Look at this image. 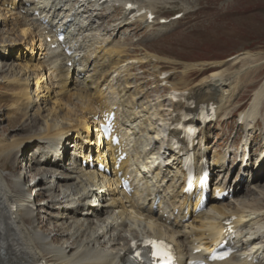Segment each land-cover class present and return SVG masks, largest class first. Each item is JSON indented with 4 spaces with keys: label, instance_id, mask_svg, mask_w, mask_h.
I'll list each match as a JSON object with an SVG mask.
<instances>
[{
    "label": "bare ground",
    "instance_id": "6f19581e",
    "mask_svg": "<svg viewBox=\"0 0 264 264\" xmlns=\"http://www.w3.org/2000/svg\"><path fill=\"white\" fill-rule=\"evenodd\" d=\"M72 1L75 0H0V7H9L4 14L0 9V27L7 23L11 31H3L0 48L16 47L15 52L8 50L10 56L22 48L20 43L27 44L26 58L18 52L19 61L4 66L11 74L4 82L15 89V106L24 119H36L38 123L34 134L17 143L14 138L0 139V264H120L130 254V242H139L144 237L171 244L179 263L184 264L188 258L203 256L202 252L192 254L194 249L209 250L226 236L222 223L228 219L242 243L244 252L240 255L244 259L214 264H253V261L264 264L259 258L264 256V230L260 231V226L253 229L264 220V178L263 182L256 179L259 167L245 162L243 156L237 178L223 180L227 153L213 150L210 154L211 147L207 144L210 129L221 130L224 123H230L240 106H233L240 89L252 84L248 81L250 71L257 67L247 65L250 55H238L230 64L241 63L240 70H213L194 84L186 80L194 65L184 66L180 79L176 78L175 71L166 78L157 75L151 88L164 89L166 94L142 100L149 90L142 89L147 81L133 86L131 82L136 76L131 71L137 65L153 66L163 60L151 55L132 56L129 37H124L120 44L113 35L124 27H130L129 31L135 30L133 34H136L137 28L144 25L152 31L148 39L156 37L163 31L164 25L158 22L160 18L148 24L146 14L136 18L134 11L125 6L130 3L137 6V12L141 9L151 12L161 0H110L101 6L81 4L78 8ZM117 4L121 7V16H111ZM35 10H40L47 24L31 17ZM22 11L26 12L24 18L19 16ZM96 17L102 21L97 31H105L102 38L93 34L92 18ZM63 28L66 30L63 44L73 52L69 57L51 49L55 42L53 33ZM44 32L47 34L42 36ZM8 35L16 40L9 43ZM48 37L52 43L45 42ZM34 50H38V58ZM68 62L71 67L66 66ZM225 64L214 63V66ZM76 73L82 81L81 88L74 91L70 84ZM111 93L116 101L109 99ZM248 103L238 116L243 134L241 148H250L257 132L264 142V79L252 91ZM207 106L214 107L216 117L206 124L198 122L200 136L194 156L199 163L196 161V165L199 167L202 160L210 158L215 168L214 188L233 191L235 199L211 202L204 212L190 216L189 204L193 198L182 195V156L173 153L169 140L180 137L186 115H191L194 118L191 122L196 123L197 113ZM106 112L118 114L120 132L128 144L131 161L124 164L122 172L126 176L135 172L134 178L141 183L134 197L116 186V177L121 174L117 166L122 163L112 161L114 144H101L98 130H93L98 125L93 118ZM225 139L223 135L217 146ZM28 151L31 154L27 161L39 175L32 185L24 183L23 176L11 178L4 171L12 159L26 156ZM252 156H258L256 151ZM234 160L236 154L230 162ZM258 161L264 162L263 154ZM98 163L105 165L111 174L109 178L95 171ZM244 176L255 179L256 182L249 180L247 184L254 195H241L238 187ZM42 182L43 190L38 187ZM30 188L34 193L25 197ZM30 196L37 200L46 196L47 200L37 203L33 211L28 208ZM38 212L45 213L51 221L47 222L44 216L38 220ZM187 215L190 217L185 221ZM41 220L49 224L44 233L35 230L36 222Z\"/></svg>",
    "mask_w": 264,
    "mask_h": 264
},
{
    "label": "rangeland",
    "instance_id": "374dc122",
    "mask_svg": "<svg viewBox=\"0 0 264 264\" xmlns=\"http://www.w3.org/2000/svg\"><path fill=\"white\" fill-rule=\"evenodd\" d=\"M172 1L176 3L165 7L158 6L155 8V12L167 20H172V16L176 13H184V9L188 10V13L181 19L170 21L165 27L163 26V31L156 37L148 39L152 31H145V29H142V26L137 28L136 34H133L135 30L126 31V36H129V38L127 37L129 39L128 47L131 49L130 54L132 56L146 57L152 55L163 60L153 66L144 63L137 65L131 71L136 76V79H132V85L135 86L147 81L142 86V89L149 88V90L141 99H154L156 96L166 94L164 89L156 91L151 88L154 77L157 75L162 73L168 75L172 70H175L177 72L180 71L179 73L175 72L176 78L180 79L183 66L194 64L195 67L191 68L192 71L186 74V80L190 84H194L200 77L206 76L213 70L222 68H229L231 71L240 70L241 63L230 66L234 62V59L229 61V58L247 53L250 55L247 65L249 64L252 68H257L250 71L252 75L248 78V81H252V84L247 88L240 89V95L238 94L234 100L235 104L233 106L242 105L239 109L241 111L247 104L249 105L248 101L252 91L264 79V0H170V2ZM159 2L160 5L167 4V0ZM0 9L2 10V7ZM3 12L5 13V9ZM99 22L100 20H97L92 25L97 26ZM125 29L128 30L129 28ZM3 31H9L7 23L0 27V38L2 37V33H4ZM8 36L7 41L9 43L16 40L14 36ZM123 36L125 35L117 34L114 37L116 40L120 39L119 43L122 44ZM141 39H144L143 42L140 41ZM26 45L20 43V47L22 46V48L20 50L17 49L18 51L12 53L10 56L8 50L10 49L15 52L16 47L9 48L8 50L0 48V139L8 141L14 138L13 140L17 139L15 143L34 134L36 128H38L37 120H25L24 116L21 115L19 108L15 106V89L4 82V78L7 75L11 76V74L4 70V66L18 61V52L20 53V57H24ZM222 62H227L228 64L214 66V63ZM200 64L203 66H200ZM204 65L206 66L204 67ZM121 76L124 78V74ZM73 77L75 79L76 75ZM71 85L73 87V82ZM75 86L74 90L77 89L79 84ZM238 114L232 118V122L224 123L221 130L210 129L207 143L213 149L216 148L219 152H224L223 147L217 146L221 142L223 135L226 137L224 143L230 139H234L235 143H238L242 133V126L236 120ZM261 147L262 141L257 136L252 150L255 151ZM30 154L31 152L28 151L26 156H16L14 160L12 159V164L8 165V170L4 171H8L11 178L21 175L24 177V183L25 181L28 183L32 182L35 175L30 176L28 173L30 162L27 160ZM34 171L38 175V172ZM31 190L33 189H30L28 193L33 192ZM43 214L46 215L45 213ZM37 217L39 220V216ZM45 218H47V222L48 220L51 221L47 215ZM40 222H36L35 227H38L35 230L39 233H44L49 224L47 222L40 224ZM40 226L41 228H39ZM38 228L39 230H37Z\"/></svg>",
    "mask_w": 264,
    "mask_h": 264
},
{
    "label": "snow or ice",
    "instance_id": "6c2138e0",
    "mask_svg": "<svg viewBox=\"0 0 264 264\" xmlns=\"http://www.w3.org/2000/svg\"><path fill=\"white\" fill-rule=\"evenodd\" d=\"M129 7H131V5Z\"/></svg>",
    "mask_w": 264,
    "mask_h": 264
}]
</instances>
